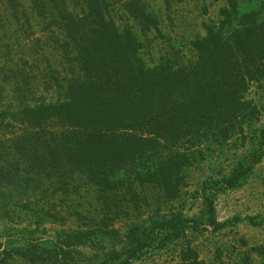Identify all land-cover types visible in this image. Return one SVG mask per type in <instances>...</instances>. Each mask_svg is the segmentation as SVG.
I'll list each match as a JSON object with an SVG mask.
<instances>
[{
  "label": "trees",
  "instance_id": "16d2710c",
  "mask_svg": "<svg viewBox=\"0 0 264 264\" xmlns=\"http://www.w3.org/2000/svg\"><path fill=\"white\" fill-rule=\"evenodd\" d=\"M225 2L202 36L184 48L160 43L155 56L149 36L162 35L143 0H0V59L7 65L15 53L7 32L22 34L23 48L32 44L26 50L38 48L46 63L43 89L51 94L27 91L28 60L10 69L14 89L0 108V222L16 224L28 212L57 218L48 201L76 192L78 181L99 208L85 229L62 232L50 249L36 240L0 244V264H78L75 247L94 250L89 264H132L170 246L183 264H196L186 236L194 220L174 207L183 171L206 144L244 134L258 114L244 95L264 84V0ZM259 135L263 142L264 129ZM260 153L222 188L237 187ZM204 206L208 225L220 229L206 195Z\"/></svg>",
  "mask_w": 264,
  "mask_h": 264
},
{
  "label": "rangeland",
  "instance_id": "374dc122",
  "mask_svg": "<svg viewBox=\"0 0 264 264\" xmlns=\"http://www.w3.org/2000/svg\"><path fill=\"white\" fill-rule=\"evenodd\" d=\"M143 1L159 22L162 35L155 37L154 33H150L149 37L155 41V56H158L159 49L164 48L158 45L160 43H180L184 48L195 36H202L203 24L218 22L219 11L226 6L225 0ZM6 28L9 29V26L6 25ZM11 33L7 32L6 38L14 45L13 60L6 65L0 59V94L3 99L0 108L8 106L9 90L14 89L13 86L11 88L14 80L9 79L10 69H19L17 65H22L25 60H28L27 65L30 67L26 79L27 91L35 99L41 96L51 99V94L43 89L46 63L38 62L41 61L37 54L40 51L37 48L36 51L28 52L32 44L26 46L27 51L23 48L26 42L22 34L12 36ZM184 53L189 57L188 51L184 50ZM18 81L22 84L20 78ZM244 100L250 101L258 111L255 119L243 124L244 134L239 137L236 135V138L223 144H206L201 148L200 154L194 155L192 164L183 171L186 185L174 207L188 219L194 220L190 223L192 229L187 231L186 236L198 254L196 264H264V141H261L259 135V131L264 129V84H252L245 93ZM11 131L15 132V129ZM259 151L260 161L252 166L251 172L240 184L233 189L222 188V179L228 177L237 165H248L252 155ZM217 181L220 183L215 185ZM76 187V192L70 190L67 197L62 196L52 203L48 201L50 204L46 208H50V216L57 213V218L51 216L50 219L48 215L28 212L22 213L15 221L16 224L0 222V244L7 248L20 247L26 244V240H36L41 247L50 249L57 244L62 232L77 227L85 229L88 217L95 216L99 208L89 187L79 181L76 182ZM205 195L213 201L216 220L223 225L218 230H213L207 223ZM53 206L55 209L51 208ZM148 210L151 211V208ZM134 216H123L118 219L119 223L122 225L128 222L126 218ZM194 224L197 225L193 226ZM92 255L94 250L90 252L85 247H75L72 251V258L78 264H89L88 258ZM14 260L13 264H26L15 258ZM132 264L183 263L179 259L178 247L170 246L162 250H147Z\"/></svg>",
  "mask_w": 264,
  "mask_h": 264
}]
</instances>
